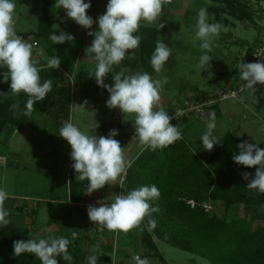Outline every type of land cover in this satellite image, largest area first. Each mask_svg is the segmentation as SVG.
<instances>
[{
  "label": "clouds",
  "instance_id": "clouds-1",
  "mask_svg": "<svg viewBox=\"0 0 264 264\" xmlns=\"http://www.w3.org/2000/svg\"><path fill=\"white\" fill-rule=\"evenodd\" d=\"M171 2L172 0H109L106 12L95 21L98 23L99 30L89 33L94 36V39L91 46L86 48V55L91 56L96 65L94 70L88 72L89 76H94L97 85L110 94L106 101L107 107L119 108L122 113L135 114L133 139L138 140L142 147L153 151L166 148L183 138L179 128L170 123L173 117L163 107L158 106L162 85L167 83V77L154 80L147 72L126 75L121 70L112 75L114 82L112 85L106 84L105 78L112 72L113 66H119L122 63L129 50L139 47L141 37L134 33L139 30L142 20L148 25L158 21V30L165 26L159 23V20L163 6ZM55 6L65 10L67 17L83 28H92L94 20L87 15L91 7L90 2L56 0ZM15 9L14 0H0V67L7 68L4 79L5 82L11 80V93L17 96L20 93L27 94L26 110L22 113L27 116L34 109L36 102L45 100L52 90V81L44 80L41 83L38 61L33 57V50L37 48L38 41L32 36L25 41L17 35ZM208 19L207 10L200 8L195 36L202 41L200 48L204 50V54L201 55L197 67L201 70H209L210 79L213 75L210 71L212 57L207 53L211 52L213 39L218 37L223 26L218 22L209 23ZM49 39L53 44H63L73 42L75 37L60 31L59 34H51ZM172 52V48L163 40L156 42L150 59L156 73L163 70ZM39 54L42 55V51ZM60 63V58L53 56L48 59L47 66L58 69ZM238 69L240 79L246 82L243 86L245 89L255 92L256 84H264V62H241ZM87 103L88 101L85 100L83 104L70 105L85 108L84 105ZM10 107L14 113L21 111L19 100ZM178 114H175V118ZM98 127V122L94 121V128ZM215 128L216 114L211 112L208 114L206 131L200 138L203 148L209 152L221 142L220 138L213 135ZM118 134V130L112 129L107 137L89 135L70 120L65 121L59 128V136L71 147L70 158L74 162L72 167L77 174V180L89 182L86 189L88 195L105 185L113 184L112 182L126 171L124 148L118 140L114 139ZM237 147L240 151L238 155L233 156L234 162L247 168L256 167L255 176L246 187L264 194V149L248 141L240 143ZM250 175L247 172L242 173L244 180H249ZM159 195L156 185L142 186L127 194L113 195L108 198L110 202L98 201L99 207L89 204L87 214L90 221L102 228L117 235L121 232L126 234L138 227L146 216L159 211L149 203L158 199ZM8 198L9 194L4 189H0V225L2 226L10 224L8 219L10 213L4 206ZM149 226L155 228L156 221L150 219ZM77 235V232L73 230L72 240H75ZM70 242L67 237L17 240L13 242V254L16 257L25 253L33 254L41 264H58L56 257H62L63 260L71 262L73 257L68 251ZM91 252L87 262L97 264V249L94 248ZM132 260L135 264H150L147 258L142 259L139 255H133Z\"/></svg>",
  "mask_w": 264,
  "mask_h": 264
},
{
  "label": "crops",
  "instance_id": "crops-1",
  "mask_svg": "<svg viewBox=\"0 0 264 264\" xmlns=\"http://www.w3.org/2000/svg\"><path fill=\"white\" fill-rule=\"evenodd\" d=\"M173 2L175 5L173 6L170 14L171 18L168 19L169 23L173 26V32L168 36L169 39L167 40V43H170L169 47L172 48L173 52L168 61L170 62V65L171 63H175L174 58L177 54L175 49H185L187 48L186 46H192L191 49H193L195 52V59L191 61L190 64H187L188 67L186 66V76H188L187 78L189 81H191V83L183 84L185 90H183L184 92L180 98L172 101L168 100L170 98H167L160 93V102L158 106L163 107L168 112L173 110L178 103L182 102L185 99H200L212 96L223 87H233L242 83L243 80H241L239 77L238 65L241 62L248 63L251 53V47L264 34V0H172L170 4H173ZM202 7L207 10L209 23L218 22L223 26L218 37H215L213 39L211 52L207 53L212 57V60L210 61V64L212 65L210 71L213 73V75L210 79L209 70H201L197 67L201 55L204 54V50L200 48V44L202 43V41L197 39L195 36V33L197 31L196 23L198 11ZM151 27L154 28L156 32L154 38L152 39L155 47L156 42L158 40H161V34H159L157 27ZM91 29L92 31H94L93 28ZM85 36L94 37L92 35H87L86 33ZM32 37L35 38L34 40L37 39L35 35H32ZM92 41H89L87 43V47L91 46ZM83 42L84 39L83 41L81 40V44H83ZM39 45L40 43L38 42L37 47H39ZM86 48L84 49V47H81V49L78 51L75 63L70 72L62 68L61 65L58 69H52L47 66V61L49 58H51V55L49 57L48 54H51V51L49 52L44 48L42 52L43 54L41 55L36 52V50H33V57L38 61V66L40 68L47 71L56 70L59 73V86H62L64 91H67V93L47 95L44 101L36 102L34 105V109L31 111L30 115L26 116L25 121L21 127L15 128L13 126H6L4 129L5 136L1 138V155L5 156L9 149L13 146L12 143L14 138H12V135L16 131H26L27 129H25V126H34V121H32V123H30L29 121L35 115L43 116L44 118L49 117L50 119H55L58 121H73L74 116L71 114L72 106L70 104H75L77 100H79L81 103H84V98L81 94L76 92V88H74L73 90L72 80L75 78V83H77V86L78 82L81 81V78L83 77V75H80L81 70L88 69V72H90L94 70L96 66L95 63H91L92 65H90V62H88V59H91V56L86 55ZM196 51L198 55L197 59ZM133 55L134 57H132V62L128 63L126 60H123L119 66H113L112 72H110L105 78L106 84L112 85L114 83L112 80V75L121 70H123L126 75L145 72V68L141 64H139L138 66H135V64H133L135 60L140 61V58L137 59L136 56L138 55V57H140V55L135 52H133ZM126 58H128V56H126ZM173 66L174 68H176L177 65L173 64ZM166 68L167 65L164 66L162 72H165ZM62 70H64L65 72H63ZM63 74L65 75V77L62 78L61 75ZM159 74L160 73H156L154 69H152L150 76L155 80L157 79V75ZM69 75L73 76L74 78H71L72 80L70 83H65V80L67 79V77H69ZM92 77L94 79L92 78L93 80L90 81L89 85L92 92L90 96H88V99L90 100L89 104L91 105H84V111L85 114H87L86 117L90 118L88 115H91L92 118L95 117L96 120L94 121L98 122L99 125L107 123L113 125L114 129L118 130L119 134L115 136L114 139H120L121 146L124 148L127 170L129 165L135 160L139 152L144 149V147L139 144L138 140L133 139V136L135 134V117H132L127 113H122L119 108L110 109L109 107H107L106 101L109 99L110 94L106 89L99 87L96 83L95 77ZM61 78L64 80H61ZM89 78L91 79L90 76ZM256 92L258 93L259 98L261 100H264V88ZM98 104H101L102 106L98 107ZM166 104L168 105L166 106ZM240 105H242L243 108H240ZM252 106L253 99L249 95H244L240 99V101L234 100V103L232 105L220 103L219 105L211 108L202 116L193 117L189 120H185L182 123H179L178 128L182 133L183 142L202 161L208 159L209 155L214 149L211 152L206 151L202 146V141L200 140V138L206 130L208 114L211 112H215L216 114V123H219L222 120H227L229 124L222 127L223 134L219 137L220 140L226 134H231L232 136L244 141V139L246 138L240 137V135H244L246 133H249L250 131H248V129L246 128L247 124H244L243 122L237 123L236 120L238 119V121H240V116L242 115L243 117L244 114L243 111H251L250 108ZM91 112H93V115L90 114ZM252 116L256 117V119L258 118L262 124L264 123V114L260 115L255 112L252 114ZM37 119L40 118L37 117ZM230 125H237V127L233 126L232 128V126ZM82 126H84V129H81L82 127H78L81 131L85 133L88 132L89 135H94V122L92 124L83 122ZM28 128L33 129L34 127ZM234 132H236V134ZM220 133L221 131L217 132L216 136ZM107 135L105 137H107ZM24 138L26 139L25 142H31V139L29 137L25 136ZM247 139L252 140V138ZM47 143L48 142L45 139H40V147L44 152H47V150L50 149V147H48L49 144ZM255 144H257V142ZM217 145H215L214 148ZM19 158L20 157L18 156L16 151H9L8 156L5 158L6 165L0 167L7 168L8 166L15 165L17 163L20 164L21 161L19 160ZM45 160L46 159L41 160V162L43 163L42 166H44L45 162V166L48 167L47 169L53 172L55 171L56 173L57 168H55L53 164L47 163ZM63 162V164H65L63 165V171H65L66 175L67 198L64 201H59L60 205H57L59 204L55 203L57 202V200H55L53 196L47 194L45 195V201L48 204L42 205L40 204V202H42V199L40 197H36L34 194L33 196H29L28 194H24L25 192H18V190H16L17 187L22 186L21 181H23L24 183L26 182L25 179L22 180L12 178L11 180L16 181V183L14 184L15 192L8 193L9 198L5 201V203L10 204V207L8 208V211L10 213L8 219L10 220L11 224L18 223L20 226L24 227L25 230L34 231L36 233L37 239L67 237L69 240H72L71 232L73 230L76 231L78 234L77 238L82 237L80 247L83 249V251H85L87 260L89 254L86 253V250L89 248H99V244H102L100 242L97 243L95 241L96 237L91 236V231L95 223L90 221L88 217L87 206L89 204H92L96 207H99L100 205L97 203L98 201L110 202L108 198L113 195H118L120 190V177H122L126 171L121 174V176H119L116 181L112 182L113 184H111V188L110 185H105L103 188L96 190L98 194L97 200L89 202L85 201L83 192V190L87 188L84 187V184L80 186L82 183H87L88 181L77 180V174L72 167L74 163L72 160L69 163H66L64 159ZM32 163L33 161L28 160V163H25L26 166L24 168L27 169V164L31 165ZM2 189H4L3 185ZM55 208L59 209L56 210ZM139 226L132 229L126 234L122 233L123 236H125V245H123L125 247H118L117 262H120L126 255H128L129 263H132L133 255L129 249L133 248L134 255H139L142 259L147 258L150 261V264H152V258L149 256V254L151 253H149L144 245L141 244V233ZM112 233L113 232L108 231L105 228L103 234L104 239L106 241H109L112 237ZM118 244L119 235H117V246ZM133 263L135 262L133 261Z\"/></svg>",
  "mask_w": 264,
  "mask_h": 264
},
{
  "label": "trees",
  "instance_id": "trees-1",
  "mask_svg": "<svg viewBox=\"0 0 264 264\" xmlns=\"http://www.w3.org/2000/svg\"><path fill=\"white\" fill-rule=\"evenodd\" d=\"M55 2L56 0H45L38 25L39 36L46 37L52 30L49 9ZM58 10L60 11V8ZM144 28L150 31L149 40L143 39L138 48L129 50V54H126L128 58L125 57L124 60L130 63L133 52L138 53L140 61L135 60L133 64L135 66L141 64L150 75L153 69L150 59L155 50L152 39L156 32L154 28ZM36 41H39L38 38ZM37 67L40 69L41 83L44 80L52 81V90L48 95L67 93L59 86V73L56 70L47 71L38 64ZM6 73L7 68L0 67V94H4L0 95V144L6 126L19 128L23 125L26 115L22 113L26 110L28 99L25 93L18 96L11 93V80L5 82L4 79ZM263 88L264 86L260 90ZM17 100L20 101L21 111L14 113L10 106ZM112 129L113 125L100 124L98 128L93 129V134L106 136ZM116 140L121 143L120 139ZM242 142H244L242 139L226 134L208 159L203 161L182 139L163 149L153 151L144 147L139 152L125 172L124 194L153 184L160 192L158 199L149 201L151 206L158 208L159 211L146 216L139 226L144 243L152 247L153 234L165 243L191 253H198L202 257L208 256L210 249L217 251L216 246L224 245L230 254L223 259L218 258L217 264H264V194L246 187L254 178L256 167L247 168L233 160V156L238 155L240 151L237 145ZM257 146L264 149L262 145ZM245 172L251 174L249 180H244L242 173ZM83 184L86 182L80 186ZM188 199H194L198 203L210 201L213 209L205 211L200 206L191 208L186 203ZM219 202L232 206H250L254 210L255 219L252 223L246 224L242 218L219 217L215 212ZM150 219L156 221L155 228H150ZM29 238H36V233L25 230L19 224L0 225V264H41L33 254L25 253L19 257L13 254V242L27 241ZM70 241L68 251L73 257L72 261L56 257L58 264H84L86 254L80 247L82 237ZM95 241L97 242V238ZM102 249L105 264H110V245L105 244ZM154 251L157 252L155 249Z\"/></svg>",
  "mask_w": 264,
  "mask_h": 264
},
{
  "label": "rangeland",
  "instance_id": "rangeland-1",
  "mask_svg": "<svg viewBox=\"0 0 264 264\" xmlns=\"http://www.w3.org/2000/svg\"><path fill=\"white\" fill-rule=\"evenodd\" d=\"M175 1V0H174ZM85 3H91V7L87 12V15L93 18V30L98 31L99 26L98 23L95 21L97 18L101 15H103L106 12V6L109 2V0H84ZM14 3L16 4L15 9V31L17 32V35L22 37L25 41H27L29 36H36L38 38V42L40 43L39 47H37L36 52L40 53L43 52V49L45 48L47 51H51V54H48L49 57L58 56L61 60V67L70 72L72 69L76 56L78 51L81 49V47H84V49L87 47V43L89 41H92L94 37H86L85 33L88 29L83 28L82 26L78 25L75 21L68 18L66 15V11L60 8V11L55 6L56 2L52 5L51 9H49V14L51 15L52 19V30L48 32V35L46 37L39 36L37 34L38 32V25L40 22L41 15L43 14V9L45 7V0H14ZM173 4H165L162 9V14L159 20V23H163L165 26L162 29H159V34L161 40L168 46L170 43H167V40L169 39L168 36L172 34V24L169 23V20L171 18L170 14L174 6ZM62 10V11H61ZM158 21L151 24V26L157 27ZM147 24L146 21L140 22L139 30L134 33V35H139L141 37L140 45L142 43L143 39H148L150 36V31L144 30L146 28H152ZM60 31H63L65 33L71 34L75 37V40L73 42H65L63 44H53V42L49 39L50 35L53 33L59 34ZM93 32V31H92ZM144 36V37H143ZM35 39V38H33ZM84 42L81 44V40ZM192 40V39H191ZM139 45V46H140ZM187 48H176V55L174 58L175 63H171L167 61L165 65H167V68L165 72H160L159 75H157V79H162L164 77H167V83L162 85L161 94L164 95L167 98H170L168 100H176L180 98L183 94L184 89V83L190 84L191 81L188 80L187 75V64H190L191 61L195 59V52L193 49H191L190 46H186ZM34 52V51H33ZM193 52V54H192ZM137 56V59L140 57ZM197 51H196V59H197ZM132 57L134 55L132 54ZM88 62L95 63V61L91 58L88 59ZM81 63V62H80ZM196 63V61H195ZM173 64L177 65L176 68H174ZM164 65V66H165ZM170 65V66H169ZM92 67V66H91ZM179 67V68H178ZM65 72L64 70H62ZM88 69H82L80 72V75L83 77L82 80L77 83H75V78L71 75L67 77L65 80V83H70L71 78H74L72 81V88H76V92L81 94L84 98V101H88V105L90 103V100L88 99V96L91 94L90 90V81L94 78H89L88 75ZM62 78L65 77V75H61ZM61 80H64L62 79ZM70 81H69V79ZM93 78V79H92ZM243 82V81H242ZM244 95H249L253 99V106L250 108L251 111H243V117L240 116L239 120H236V122H243L244 124H247V129L250 131L249 133L242 134L240 137L246 138L244 141H248L247 138H252V140H249V143L256 145H262L264 146V123L262 124L261 121L256 117H253V113H258L260 115L264 114V100H261L259 98L258 93L252 92L248 89H243L238 97V99H229L222 101L220 103H225L232 105L234 103V100L240 101V99ZM228 101V102H227ZM219 103V104H220ZM237 103V102H236ZM75 104H83L79 100L75 102ZM217 104V105H219ZM168 104H166L167 106ZM102 106L101 104H98V107ZM240 108H243L242 105H240ZM239 108V109H240ZM85 108L80 107H72L71 114L74 116L72 123H74L77 127H82L81 129H84V126H82V123H93L95 117L92 118L91 115H88L90 118L86 117L87 114H85ZM242 112V111H241ZM90 114L93 115V112ZM129 114V113H127ZM238 114V113H237ZM130 116L135 117V114H130ZM32 117V116H31ZM39 117L40 119H37ZM244 118V119H243ZM36 119V120H33ZM72 119V118H71ZM34 121V126H25L27 129L26 131H19L15 132L12 135V138H14L12 147L9 149V151H16L18 156L20 157L19 160L21 161L20 164L17 163L15 165H11L6 167H0V189H2V185L4 186V189L7 193H13L15 192L14 184L16 181L11 180L12 178L15 179H25V183L21 181L22 186H19L16 188L18 192H25L24 194H28L29 196H33V194L36 197H40L42 199V202L40 204L47 205L48 203L45 201L46 197L45 195L49 194L50 196H53L57 202L64 201L67 198V184H66V175L63 164V160L65 159L66 163H69L71 161L70 158V152L71 147L68 144V142L59 136V128L62 126V124L65 122L64 120L58 121L55 119H50L49 117L44 118L43 116H33L32 119L29 121L32 123ZM37 123V124H36ZM229 125L227 120H222L219 123H216V128L213 132V135L216 136L217 132L221 133L217 135L216 137H220L223 134V128L224 126ZM232 126V125H230ZM234 126V125H233ZM232 126V128H233ZM237 127V125H235ZM234 126V127H235ZM28 127H34L33 129ZM206 131V130H205ZM236 134V132H234ZM86 134H89L88 132ZM4 131L2 137H4ZM29 137L31 139V142H25L24 137ZM239 136V135H238ZM40 139H45L49 144L48 147L50 149L47 150V152H44L41 150L40 147ZM256 142H255V141ZM254 142V143H253ZM259 143V144H258ZM16 148V149H15ZM2 150H0L1 152ZM9 151L6 153V157L8 156ZM2 153V152H1ZM31 154V156H30ZM41 155V156H40ZM4 155L0 154V161H2V157H5ZM5 157V158H6ZM46 159L45 161L49 164H53L55 168H57L56 173L55 171H50L47 169L48 167L44 166L41 160ZM63 159V160H62ZM6 160V159H5ZM28 160L33 161L31 165L27 164V169L24 167L26 166L25 163H28ZM26 161V162H24ZM6 165V164H5ZM2 163L0 166H5ZM68 165V164H67ZM66 165V166H67ZM12 167V168H10ZM52 172V173H51ZM123 174V173H122ZM121 178V177H120ZM120 186L121 187V179H120ZM118 184V183H117ZM116 184V189H117ZM19 185V184H18ZM108 187V186H107ZM112 186L110 185V188ZM109 189V188H108ZM120 189V188H119ZM14 190V191H12ZM107 190V189H105ZM111 190V189H110ZM109 191V190H108ZM17 192V191H16ZM85 201H93L97 200V192H93L91 195H88L86 193V189L83 190ZM22 194V193H20ZM57 205H60L57 204ZM5 208L8 210L10 207V204L5 203ZM58 210L59 208H55ZM215 212L219 217H226L228 219H243V221L248 224L252 223V220H254V210L252 207L238 205V206H232L227 205L224 202H219V204L215 207ZM14 225H18V223H12ZM254 224V223H253ZM123 238V239H122ZM124 238L122 232L119 233V244L118 247L124 248ZM152 240H153V246H148L146 243L143 242L142 236L140 237L141 244L144 245V247L149 251V256L152 258V264H217V261L219 259H223L226 257L229 253V250L224 245L216 246L217 251L210 249V254L208 253V256L202 257L198 253H191L187 250H182L180 248H176L172 246L173 244H168L160 240L158 237L152 234ZM144 240H146L144 238ZM96 245V244H95ZM99 248L97 249L96 254L98 255V264H105V261L103 260V249L102 246L104 244H99ZM220 248V250L218 249ZM94 248H89L86 250V253L89 255L92 254L91 250ZM155 250L157 252L155 253ZM134 255V249H129ZM141 255V254H140ZM120 256V255H119ZM118 257V254H117ZM128 255H126L123 260L119 262V264H127L129 263ZM219 258V259H218ZM131 263V262H130ZM133 263V261H132ZM84 264H88L86 258L84 260ZM111 264V260H110ZM118 264V262H116Z\"/></svg>",
  "mask_w": 264,
  "mask_h": 264
},
{
  "label": "built area",
  "instance_id": "built-area-1",
  "mask_svg": "<svg viewBox=\"0 0 264 264\" xmlns=\"http://www.w3.org/2000/svg\"><path fill=\"white\" fill-rule=\"evenodd\" d=\"M92 32V29H88L86 31L87 35H90L89 33ZM259 55V56H258ZM253 62H264V34L257 40L255 45L252 48L251 56L249 58L248 63ZM246 82L243 81L237 86L233 87H223L221 90H219L216 94L200 99H185L182 102L178 103L175 108L168 112L170 116L173 117V119L170 121V123L173 126H177V124L182 123L185 120H189L193 117H199L205 114L207 111H209L211 108L216 106L222 101L229 100V99H238L241 91L244 89V84ZM264 84H256L254 86L255 90H260ZM233 93H235V96H233ZM179 113L176 115L175 114ZM1 159V158H0ZM5 164V158L2 157V161H0V164ZM125 182V174L121 177V187L119 190V194L124 193L123 191V184ZM186 203L190 205L191 208H194L196 206L202 207L205 211H211L213 209V205L210 201H203L201 203H198L194 199H188L186 200ZM105 228H102L101 226L95 224L92 228V234L91 236L97 238V243L100 242L102 244H109L111 247L110 257H111V264H116L117 262V252H118V246H117V234L112 233V237L109 241H106L103 237Z\"/></svg>",
  "mask_w": 264,
  "mask_h": 264
},
{
  "label": "water",
  "instance_id": "water-1",
  "mask_svg": "<svg viewBox=\"0 0 264 264\" xmlns=\"http://www.w3.org/2000/svg\"><path fill=\"white\" fill-rule=\"evenodd\" d=\"M88 186H89V182H87L84 187L87 188Z\"/></svg>",
  "mask_w": 264,
  "mask_h": 264
}]
</instances>
